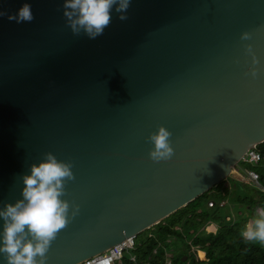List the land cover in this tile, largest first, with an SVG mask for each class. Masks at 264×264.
<instances>
[{
	"label": "water",
	"instance_id": "95a60500",
	"mask_svg": "<svg viewBox=\"0 0 264 264\" xmlns=\"http://www.w3.org/2000/svg\"><path fill=\"white\" fill-rule=\"evenodd\" d=\"M24 3L33 21H9ZM62 4L0 0V209L46 154L71 163L69 222L46 264H82L208 193L264 142V0H131L94 40L72 34ZM159 127L173 155L154 162Z\"/></svg>",
	"mask_w": 264,
	"mask_h": 264
},
{
	"label": "clouds",
	"instance_id": "9594fccd",
	"mask_svg": "<svg viewBox=\"0 0 264 264\" xmlns=\"http://www.w3.org/2000/svg\"><path fill=\"white\" fill-rule=\"evenodd\" d=\"M130 4L131 0H63L62 7L67 27L72 34L79 36L83 33L89 40H94L103 35L104 30L111 22L113 12L119 14L117 18L120 21L126 20ZM5 15V12L0 11V17ZM7 18L18 24L32 22L34 16L31 4H22L14 14L8 15ZM241 39L247 40L249 35L243 33ZM248 50L250 51V47ZM170 135L163 127H159L155 133L149 134L147 141L153 146L152 151L149 152L151 160L160 162L171 158L173 149L170 145ZM241 163L245 164L240 161L235 169L239 170L241 175L246 176L245 170L253 171L252 169H242ZM71 169V163L57 161L51 154H46L42 162L30 166L29 174L21 177L22 199L13 204H6L0 209V221H3L2 230H0V254L3 255L6 264H46V253L50 243L55 239L58 231L69 222V204L60 197L65 195L64 182L74 179ZM231 176H236L237 179L233 180L254 185L241 180L235 173ZM255 185L258 186V184ZM260 190L264 191V187ZM75 214L74 211L73 216ZM250 219L241 232V236L249 242L264 244V208L257 209L256 215ZM157 225L148 229L149 233L151 229L153 230L156 235L155 240H158ZM178 229L180 230L178 227L173 228L176 231ZM204 229L206 230V228ZM168 238L170 239L169 245L172 241H176L175 236H168L166 240ZM190 245L195 248L194 252H191ZM190 245L188 244L190 249L188 252L190 251L194 255L195 261L198 263L197 252L203 251L192 245L191 242ZM160 251L163 253V250H159V253Z\"/></svg>",
	"mask_w": 264,
	"mask_h": 264
},
{
	"label": "trees",
	"instance_id": "16d2710c",
	"mask_svg": "<svg viewBox=\"0 0 264 264\" xmlns=\"http://www.w3.org/2000/svg\"><path fill=\"white\" fill-rule=\"evenodd\" d=\"M256 150L260 153L261 159L258 164L252 166V170L258 175V186L231 180L226 187L223 185L224 181L213 188L215 193L210 192L212 189L208 192L211 193V197L205 204L199 197L156 226L159 241L162 237L165 239L168 236H175L176 240L186 241L185 247L191 242L205 253L201 252L202 257L197 258L198 263L189 251L172 259V264H264V244L249 242L241 236L244 228L242 224L246 219L256 215L257 209L264 208V191L260 190L264 187V142L259 144ZM208 201H213L215 206L208 208ZM223 201L226 202L225 206L238 212V219L231 217L227 206L219 207L220 202ZM202 205L205 206L203 209ZM219 211L223 212L218 214ZM182 217H186L191 222L188 224L190 229L188 233L182 228L179 231L173 230ZM208 223L215 225V232L204 229ZM158 240L147 239L146 243L137 247L134 252L139 264L147 262ZM187 248V251L190 250L189 247ZM162 256L163 253L160 251L158 256L149 260V264H163ZM184 257L186 259L183 261Z\"/></svg>",
	"mask_w": 264,
	"mask_h": 264
},
{
	"label": "built area",
	"instance_id": "2783aa9c",
	"mask_svg": "<svg viewBox=\"0 0 264 264\" xmlns=\"http://www.w3.org/2000/svg\"><path fill=\"white\" fill-rule=\"evenodd\" d=\"M261 156L259 152L256 150V148L249 149L245 155L243 156L241 162H244L245 164L249 165H256L260 161ZM239 170L233 171L241 180H245L248 183L251 184H257L258 182V175L254 171L245 170L246 176L241 175ZM208 208H213L215 206L213 201H209L207 203ZM224 202H220L219 207H223ZM228 219V218H227ZM151 232L147 235L148 239H156V235L153 233V230H150ZM179 231V229H178ZM136 238L137 235L131 236L123 240L121 243L113 246L108 251L98 255L94 256L90 259L85 260L82 264H123L122 258H123V252H129V251H135L137 249L136 245ZM167 243H170V239L168 238L166 240ZM190 245V243H188ZM191 252L195 251V248H193L190 245ZM159 250H163L164 255V262L163 264H172V255H171V249H166L163 244L158 241L155 248L152 250L151 255L148 257L147 262H144L143 264H149V260L154 256H157L159 253ZM129 262L133 264H139L138 258L136 255L130 256Z\"/></svg>",
	"mask_w": 264,
	"mask_h": 264
},
{
	"label": "rangeland",
	"instance_id": "374dc122",
	"mask_svg": "<svg viewBox=\"0 0 264 264\" xmlns=\"http://www.w3.org/2000/svg\"><path fill=\"white\" fill-rule=\"evenodd\" d=\"M240 166H242V169L243 168H246V169H253L252 166L250 165H246V164H243L241 163ZM233 179H237L236 176H230L224 183L223 185L228 187L229 186V182L228 181H231ZM240 183H242L241 181H239ZM222 183V182H221ZM210 192H214V189H212ZM215 193V192H214ZM211 197V193H206L205 195H203L201 198V202L202 203H206V200L209 199ZM226 204V202H224V205ZM227 206V205H226ZM226 206H223V207H226ZM205 206L202 205L201 208L203 209ZM247 207V206H246ZM226 209V208H225ZM227 209H229V213L232 215L231 217L233 219H238L239 215H238V212L236 210H234L233 208H229L227 206ZM225 211V210H223ZM223 211H219L218 214H220L221 212ZM245 215V214H244ZM248 218V217H247ZM250 218L246 219V221L242 224L244 227L246 224L249 223V220ZM191 223L189 219H187L186 217H182V219L176 223V225L174 227H178V228H182L184 230V232L188 233V231L190 229H188V224ZM206 230L208 231H213L214 227L213 225L210 223L209 225L206 224L205 227ZM244 230V228H243ZM149 233V230H145L144 232H142L141 234L137 235V238H136V245H140V244H144L147 242V234ZM191 233V232H190ZM188 238V237H187ZM189 240V239H187ZM160 242H162V244L165 246V247H168L169 249H171V255H172V258L173 260L181 255V254H184V253H188L187 251V247H185V242L184 240H179L177 239L176 241H172L171 244L169 245V243L166 242V238L164 239L163 237L160 239ZM133 255H136V253L134 251H129V252H123V258H122V263L123 264H133V263H130L129 262V258L130 256H133ZM189 255V254H188ZM163 257V256H162ZM190 257V256H189ZM188 257V258H189ZM172 260V259H171Z\"/></svg>",
	"mask_w": 264,
	"mask_h": 264
},
{
	"label": "bare ground",
	"instance_id": "6f19581e",
	"mask_svg": "<svg viewBox=\"0 0 264 264\" xmlns=\"http://www.w3.org/2000/svg\"><path fill=\"white\" fill-rule=\"evenodd\" d=\"M249 220H251V219H249ZM249 222H250V221H249ZM197 257H198V258H201V257H202V253H201V251H198V252H197Z\"/></svg>",
	"mask_w": 264,
	"mask_h": 264
},
{
	"label": "crops",
	"instance_id": "0c3cea01",
	"mask_svg": "<svg viewBox=\"0 0 264 264\" xmlns=\"http://www.w3.org/2000/svg\"><path fill=\"white\" fill-rule=\"evenodd\" d=\"M213 227H214V229H213V231H211V232H215V225H213Z\"/></svg>",
	"mask_w": 264,
	"mask_h": 264
}]
</instances>
